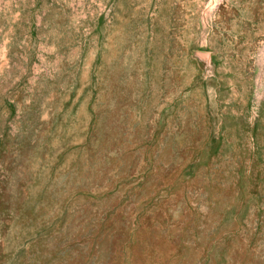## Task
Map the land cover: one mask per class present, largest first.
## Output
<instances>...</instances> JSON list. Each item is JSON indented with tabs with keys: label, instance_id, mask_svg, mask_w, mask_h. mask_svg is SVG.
Instances as JSON below:
<instances>
[{
	"label": "rangeland",
	"instance_id": "rangeland-1",
	"mask_svg": "<svg viewBox=\"0 0 264 264\" xmlns=\"http://www.w3.org/2000/svg\"><path fill=\"white\" fill-rule=\"evenodd\" d=\"M0 264H264V0H0Z\"/></svg>",
	"mask_w": 264,
	"mask_h": 264
}]
</instances>
